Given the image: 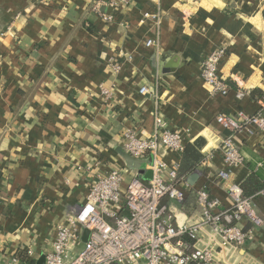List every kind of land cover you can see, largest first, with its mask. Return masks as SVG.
I'll return each mask as SVG.
<instances>
[{"label":"crops","instance_id":"crops-1","mask_svg":"<svg viewBox=\"0 0 264 264\" xmlns=\"http://www.w3.org/2000/svg\"><path fill=\"white\" fill-rule=\"evenodd\" d=\"M0 0V252H31L36 264L50 249L55 226L85 198L96 175L112 167L129 177L152 175L153 156L130 167L122 154L123 132L148 137L159 109L185 142L205 140V164L195 186L229 204L218 183L227 168L219 149L224 132L218 113H254L264 93V0ZM100 3V11L95 10ZM159 12L156 27L145 19ZM159 35L160 50L145 40ZM220 46V72L231 90L214 94L204 83V57ZM120 64L117 70L115 65ZM151 93L141 94V86ZM101 86L112 94L106 99ZM238 90L245 96L239 98ZM244 157L233 169L241 183L264 178V131L236 137ZM127 152V151H126ZM168 162L182 153L159 149ZM179 203L173 202V207ZM258 212L264 205L257 199ZM11 206L12 210L9 209ZM194 195L179 220L196 215ZM7 212V213H5ZM249 230L246 244L221 253L218 264H264V225Z\"/></svg>","mask_w":264,"mask_h":264},{"label":"built area","instance_id":"built-area-1","mask_svg":"<svg viewBox=\"0 0 264 264\" xmlns=\"http://www.w3.org/2000/svg\"><path fill=\"white\" fill-rule=\"evenodd\" d=\"M130 1L114 0L112 4L126 5ZM100 6L97 2L95 10L99 12ZM144 18L160 26L159 12L147 11ZM145 44L158 52L159 35L148 37ZM225 54V47L220 46L202 60V79L214 94L227 95L231 90L220 72ZM115 68L118 70L120 64ZM139 92L147 94L151 90L143 85ZM101 93L106 99L112 94L104 86ZM245 94L244 90L237 91L239 98ZM260 98L262 106L254 113L220 112L215 117L217 127L224 132L219 149L227 167L218 171L217 179L229 204L212 196L206 185H190L189 175L179 172V162H168L160 155L161 148L182 153L186 142L156 108L151 135L142 137L136 129H127L122 144L135 158L153 156L152 175L134 173L127 177L120 167L96 175L89 181L83 201L72 206L65 220L55 226L45 264H218L221 253L243 247L250 232L242 222L264 225V216L257 209L258 198L264 205V178L262 188L251 196H245L240 183L234 181L233 169L244 162L236 137L245 131H264V94ZM191 194L197 205L196 215L180 221L177 211L184 215ZM173 202L179 203L177 209ZM81 243L83 247L79 248ZM28 254L22 259L17 253L4 256L0 252V264H31L32 253Z\"/></svg>","mask_w":264,"mask_h":264},{"label":"trees","instance_id":"trees-1","mask_svg":"<svg viewBox=\"0 0 264 264\" xmlns=\"http://www.w3.org/2000/svg\"><path fill=\"white\" fill-rule=\"evenodd\" d=\"M264 93L260 89H255L251 92L252 97L260 98ZM205 145V140L203 138H198L194 142H186L184 150L181 155L179 172L181 175H189L190 173L198 170L201 166L202 161L205 156L201 152V149ZM1 178L2 173L0 172V196L3 194V188L1 186ZM244 195L251 196L257 193L263 185V180L260 178L258 174L252 173L248 175L241 183H240ZM12 210L11 206L9 207ZM7 213V212H5ZM19 256L24 259L26 258V254L24 251L19 254ZM31 264H34V261H31Z\"/></svg>","mask_w":264,"mask_h":264},{"label":"water","instance_id":"water-1","mask_svg":"<svg viewBox=\"0 0 264 264\" xmlns=\"http://www.w3.org/2000/svg\"><path fill=\"white\" fill-rule=\"evenodd\" d=\"M122 154L125 157L126 162L130 167H139L142 164L143 160H140L138 158L131 156L126 151H122ZM199 178H200L199 171H194L189 174V176L187 177V181L189 182L190 185H195L196 182L199 180ZM86 235L87 234H85L84 238H86ZM78 247L79 248L83 247V244L81 243ZM36 264H45V254L44 253L36 261Z\"/></svg>","mask_w":264,"mask_h":264}]
</instances>
